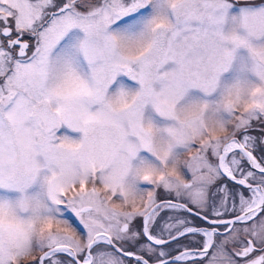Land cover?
I'll use <instances>...</instances> for the list:
<instances>
[{
  "label": "snow or ice",
  "instance_id": "1",
  "mask_svg": "<svg viewBox=\"0 0 264 264\" xmlns=\"http://www.w3.org/2000/svg\"><path fill=\"white\" fill-rule=\"evenodd\" d=\"M0 264H264V0H0Z\"/></svg>",
  "mask_w": 264,
  "mask_h": 264
}]
</instances>
